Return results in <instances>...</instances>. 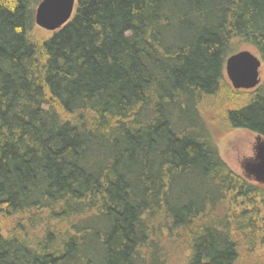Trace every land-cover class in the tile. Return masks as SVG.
<instances>
[{"label": "trees", "instance_id": "obj_1", "mask_svg": "<svg viewBox=\"0 0 264 264\" xmlns=\"http://www.w3.org/2000/svg\"><path fill=\"white\" fill-rule=\"evenodd\" d=\"M42 1L0 0V264H264V185L201 110L235 41L264 66V0H78L40 41ZM234 105L264 138V82Z\"/></svg>", "mask_w": 264, "mask_h": 264}, {"label": "rangeland", "instance_id": "obj_2", "mask_svg": "<svg viewBox=\"0 0 264 264\" xmlns=\"http://www.w3.org/2000/svg\"><path fill=\"white\" fill-rule=\"evenodd\" d=\"M34 35L38 40L41 41L49 39L50 37H52L53 33L45 31L37 26ZM231 49L234 53L248 51L256 57L260 58L258 52L253 47L240 44L236 41L234 42ZM260 80L261 82H264L263 65L260 69ZM227 83L230 88L225 91L223 97L220 96L219 98L214 100L204 98L202 101L201 110L207 122V126L211 131L213 141L217 146L221 159L225 162V164L232 172H234L236 175L242 176L244 175V167L251 160V158L255 156V146L257 145L258 136L247 130L229 129L225 124L223 116L227 109L233 107L234 102L231 101H235V105H237L238 103L245 104L251 99L253 90L236 91L237 94H235L228 78ZM50 105V107L54 109L56 108L53 103ZM57 110L59 111L63 119L74 120L72 116L61 112L59 109ZM14 222V219L0 217V228L2 229L4 235H7L8 231L12 229ZM64 228L66 229V226ZM171 259L172 258H170L169 262H172ZM174 259H177V257Z\"/></svg>", "mask_w": 264, "mask_h": 264}, {"label": "water", "instance_id": "obj_3", "mask_svg": "<svg viewBox=\"0 0 264 264\" xmlns=\"http://www.w3.org/2000/svg\"><path fill=\"white\" fill-rule=\"evenodd\" d=\"M78 0H43L35 15V23L48 32L63 29L72 19ZM260 58L248 51L239 52L226 60L225 71L235 90H254L260 83ZM255 158L244 167V177L254 183L264 185V138L258 136Z\"/></svg>", "mask_w": 264, "mask_h": 264}, {"label": "flooded vegetation", "instance_id": "obj_4", "mask_svg": "<svg viewBox=\"0 0 264 264\" xmlns=\"http://www.w3.org/2000/svg\"><path fill=\"white\" fill-rule=\"evenodd\" d=\"M259 144V142H258V139H257V145ZM257 145L255 146V151H256V147H257ZM255 154H256V152H255ZM255 158V156L253 157V158H251V159H254Z\"/></svg>", "mask_w": 264, "mask_h": 264}]
</instances>
